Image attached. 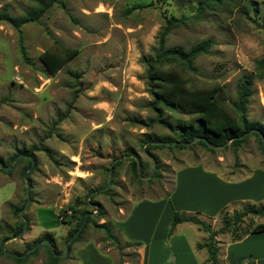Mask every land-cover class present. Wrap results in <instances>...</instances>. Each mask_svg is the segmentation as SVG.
<instances>
[{
    "label": "rangeland",
    "instance_id": "1",
    "mask_svg": "<svg viewBox=\"0 0 264 264\" xmlns=\"http://www.w3.org/2000/svg\"><path fill=\"white\" fill-rule=\"evenodd\" d=\"M197 1L60 0L38 20L20 26L27 59L20 53L17 31L0 21V163H9L20 150L32 151L34 160L27 175L29 201L22 211L27 225L21 235L5 242L8 252L21 253L45 236L53 249L64 252L69 232L91 212L80 240L67 248L63 256L68 255L60 263L76 264V245L87 241L97 243L114 264H135L133 247L120 238V223L141 199L163 198L173 209L168 193L174 172L197 166L235 181L264 170V152L257 138L247 134L238 146L227 143L213 151L194 143L185 148H152L159 162L154 170L158 175L137 180L132 171L129 158L135 157L140 176L153 168L142 151L146 137L175 136L152 122L155 114L148 106L141 60L152 54L164 19L186 18L168 35V47L188 49L203 40L212 41L207 53L194 60L197 73L181 71L189 85H222L227 101L232 102L239 77L253 75L246 115L264 129V73L257 75L255 68V60L264 56V0H225L194 19ZM32 6L31 0H0V10L14 16ZM62 48H76L78 53L58 70L49 71L40 54ZM163 118L176 125L189 115L165 110ZM115 158L119 162L112 167L109 181V165ZM26 168L25 161L13 162L6 171L0 168V247L22 220L15 208L26 200ZM252 201L262 203L264 196ZM243 204L231 203L228 211L241 210ZM210 217L199 218L218 229L220 217ZM261 221L263 217H251L250 225ZM95 224L106 225L118 237V245ZM188 233L190 238L195 236L193 230ZM218 237L230 240L228 233ZM46 257L41 244L23 263L0 253V264H40Z\"/></svg>",
    "mask_w": 264,
    "mask_h": 264
},
{
    "label": "trees",
    "instance_id": "2",
    "mask_svg": "<svg viewBox=\"0 0 264 264\" xmlns=\"http://www.w3.org/2000/svg\"><path fill=\"white\" fill-rule=\"evenodd\" d=\"M34 2L28 11L23 15H11L5 10H0V21L9 23L17 31V43L20 53L24 59H27L26 52L23 46L22 34L20 26L38 20V18L54 3H59L60 0H31ZM225 0H198L192 18L198 19L206 10H213L217 6L224 3ZM186 18H171L164 19L163 26L157 36L156 45L152 50V54L141 58L144 64V83L145 89L150 96L148 102L149 108L154 112L155 117L152 122L157 123L165 128H168L175 136L173 138H157L146 137L143 140L142 151L149 153L155 160V166L158 169L159 162L156 156L152 153V148L162 147H190L191 144H199L204 148L213 151L215 148L223 147L227 143L230 146H238L247 134L254 135L263 152L264 146L260 135L264 139V129L257 123L247 119L246 107L251 93L253 82L252 74H244L239 77L236 84V97L232 102H228L223 90V86L215 84L211 87H194L188 84V81L183 77L181 71L197 73L194 67V60L197 56L207 53L211 47L210 39L203 40L188 49L179 46H166V39L170 32L181 26ZM78 50L76 48H62L61 51L45 50L40 54V59L45 67L54 72L61 68L67 61L72 59ZM255 68L257 75L261 76L264 73V56L255 60ZM182 111L189 115L187 120L180 124L171 125L163 118V111ZM246 133V134H245ZM245 134V135H243ZM243 135V136H242ZM199 137L196 141L190 142L193 138ZM152 141H163L168 143H152ZM18 154H28L33 157L32 151L20 150ZM13 156V157H14ZM131 168L137 180H140V175L137 173L136 160L129 158ZM25 161L27 167L30 161L25 156H20L16 162ZM119 160L114 161L112 167L118 164ZM6 163L4 166H7ZM1 168V167H0ZM152 174V177L158 175V170ZM3 170V168H1ZM102 192H106V189ZM77 204V203H75ZM23 206L15 208L18 211ZM100 213V212H99ZM61 222L64 218L58 214ZM221 225L218 229H212L210 224L198 217V214H187L178 210L172 209V214L169 219V233L173 227L181 222L194 224L198 230L206 234L205 239L201 243H197V248H205L207 252L208 264H221L218 257V240L217 235L228 233L231 241L241 240L250 233L264 231V223L257 222L250 225L251 217L264 218V202L259 204L244 203L241 210H233L229 212L223 209L219 213ZM248 218L247 224L244 223ZM91 221V217L87 215L81 228L71 238L68 248L75 241H79L85 224ZM21 220L12 231V234L17 233L22 227ZM81 224V223H80ZM69 232L66 241L71 236L78 226ZM104 228L107 238L111 239L115 245H118V237L115 236L104 224H95ZM44 238L48 239L47 236ZM40 238L38 241L44 239ZM138 244V242H136ZM135 243V244H136ZM45 247L47 257L40 264H61L60 259L67 257L58 256L51 252L47 245ZM30 246L26 247L29 248ZM54 247V246H52ZM39 246L29 252L23 258L11 257L17 263H23L26 259L34 255ZM55 253L57 252L54 249ZM0 253H3L0 248Z\"/></svg>",
    "mask_w": 264,
    "mask_h": 264
},
{
    "label": "crops",
    "instance_id": "3",
    "mask_svg": "<svg viewBox=\"0 0 264 264\" xmlns=\"http://www.w3.org/2000/svg\"><path fill=\"white\" fill-rule=\"evenodd\" d=\"M174 174L175 182L173 176L168 193L173 209L197 213L198 217L215 218L221 210H228L231 203L253 204V198L264 196V170H254L235 181L218 171L197 166L185 167ZM168 203L163 198L141 199L120 223V238L133 247L135 264H208L205 248L196 247L197 243L203 242L204 232L194 224L178 223L169 233L172 208ZM138 215L143 216L138 219ZM190 230L194 231L193 238L188 235ZM217 240L221 264H264V231L250 233L237 241H224L220 237ZM73 256L77 259L76 264H114L113 258L102 254L95 242H79Z\"/></svg>",
    "mask_w": 264,
    "mask_h": 264
},
{
    "label": "water",
    "instance_id": "4",
    "mask_svg": "<svg viewBox=\"0 0 264 264\" xmlns=\"http://www.w3.org/2000/svg\"><path fill=\"white\" fill-rule=\"evenodd\" d=\"M245 134H246V133H245ZM245 134H243V135H245ZM243 135H242V136H243ZM260 137H261V141H262L263 146H264V139H263V137H262L261 135H260ZM197 139H199V137H195V138H193L190 142H188V143H186V144L188 145V144H190V143L196 141ZM152 143H168V142H163V141H152ZM144 153H145L148 157H150V159L152 160V163H153V168H152L151 172H150L149 174L145 175V176H141L142 178H148V177H150V176L152 175V173L154 172L156 166H155V160H154V158H153L149 153H147V152H145V151H144ZM20 156H25V157L30 161L28 167L26 168V170H25L24 173H23V178H24V190H25V193H26V200H25V202H24L22 208L19 209V210L17 211L18 216H20V217L22 218L23 224H22L21 229H20L17 233H15L14 235H12V236H10V237H7V238H5V239L3 240V242H2L0 248H1L2 252H3L4 254L8 255V256L23 258V257L26 256L29 252H31L32 250H34L37 246H39V245H41V244H45V245L48 246V248L51 250V252H52L53 254L58 255V256H63V255L66 253V251H67L68 244H69L71 238H72L73 235H74V234H75V233L81 228V226L83 225V223H84V221H85V217H86L88 214H91V212H90V213H86V214L84 215L81 224L78 226V228L76 229V231H75L71 236H69V238H68L67 241L65 242V250H64V252H61V253H55V251H54V249H53V247H52V244H51L48 240H46V239L40 240L39 242L33 244V245L30 246L29 248H26V249H25L23 252H21V253L8 252V251L4 248V244H5V242H7V241H9V240H12V239H15V238H17L19 235H21L22 232H24V230H25V228H26V225H27V220L25 219V217H23L22 211L26 208L27 203H28V201H29V182H28V179H27V175H28L29 170H30V169L32 168V166H33V163H34L33 157H32L31 155H28V154H18V155H16V156H14V157L9 161V163H8L7 166H3V165L0 163V167L3 168V170L6 171V170L12 165V163L15 162ZM118 159H119V158H115V159H113L112 162H111L110 165H109V181H110V175H111L112 164L114 163V161H116V160H118ZM135 160H136V165H137V171L139 172V162H138V159H137L136 157H135ZM105 187H106V186H105ZM105 187H104V188H105ZM91 193H92V192H91ZM91 193H90L89 195H91ZM88 205H89V206H94L95 208H97V206L94 205V204L88 203ZM92 213H93V212H92Z\"/></svg>",
    "mask_w": 264,
    "mask_h": 264
}]
</instances>
